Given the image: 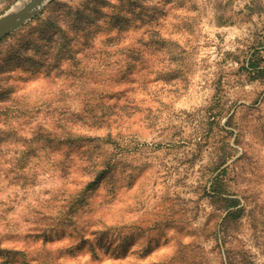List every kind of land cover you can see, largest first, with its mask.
Segmentation results:
<instances>
[{"label": "rangeland", "instance_id": "rangeland-1", "mask_svg": "<svg viewBox=\"0 0 264 264\" xmlns=\"http://www.w3.org/2000/svg\"><path fill=\"white\" fill-rule=\"evenodd\" d=\"M0 264H264V0H45L0 39Z\"/></svg>", "mask_w": 264, "mask_h": 264}, {"label": "water", "instance_id": "water-1", "mask_svg": "<svg viewBox=\"0 0 264 264\" xmlns=\"http://www.w3.org/2000/svg\"><path fill=\"white\" fill-rule=\"evenodd\" d=\"M45 0H27L0 16V39L16 29L22 22L33 16Z\"/></svg>", "mask_w": 264, "mask_h": 264}, {"label": "bare ground", "instance_id": "bare-ground-1", "mask_svg": "<svg viewBox=\"0 0 264 264\" xmlns=\"http://www.w3.org/2000/svg\"><path fill=\"white\" fill-rule=\"evenodd\" d=\"M27 0H22V1H20L17 5H15L14 7H18V6H21L24 2H26ZM13 7V8H14Z\"/></svg>", "mask_w": 264, "mask_h": 264}]
</instances>
